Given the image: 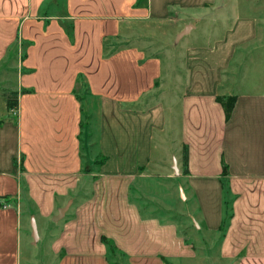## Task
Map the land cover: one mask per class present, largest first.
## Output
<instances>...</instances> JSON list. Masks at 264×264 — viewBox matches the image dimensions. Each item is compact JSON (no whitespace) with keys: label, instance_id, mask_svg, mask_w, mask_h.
I'll return each mask as SVG.
<instances>
[{"label":"crops","instance_id":"1","mask_svg":"<svg viewBox=\"0 0 264 264\" xmlns=\"http://www.w3.org/2000/svg\"><path fill=\"white\" fill-rule=\"evenodd\" d=\"M218 2L60 0L63 12L49 16L45 15L49 0H0V65L11 61L21 65L15 84L29 90L17 120L0 117V201L6 205L1 212L5 217H0V264H23L20 234L12 219L16 216L12 206L21 200V180L28 186L33 218L56 222L54 218L62 214L48 243L58 264H194L195 249L179 235L177 225L146 217L131 199L134 187L143 193L145 183L171 180L186 185L203 227L213 234L221 232L227 217L228 192L232 216L219 240V257L225 264H264V92L220 91L230 58L256 40L255 20L204 17L197 23H233L234 27L214 48H202L187 39L182 43L185 79L177 100L169 101L180 107L178 155L167 154L157 163L152 155L155 144L166 152L172 132L162 102L135 110L125 104L134 99L101 97L99 149L104 161L91 181L88 197L67 213L83 153L81 103L72 95L74 84L81 74L89 84H98L101 63L108 65L109 81L120 58L129 77L124 84H134L135 66L139 81L148 83L160 75L157 59L131 62V57L139 60L144 54L128 44L120 53L108 51L104 56V39H114L121 27L122 41H129L126 25L173 24L176 16L206 14ZM188 26L189 31L196 27ZM223 95L237 97L228 120L216 101ZM2 97L7 108L6 96ZM184 146L186 175L181 162ZM23 153L25 171L17 167ZM154 165L162 168L151 169Z\"/></svg>","mask_w":264,"mask_h":264},{"label":"rangeland","instance_id":"2","mask_svg":"<svg viewBox=\"0 0 264 264\" xmlns=\"http://www.w3.org/2000/svg\"><path fill=\"white\" fill-rule=\"evenodd\" d=\"M62 1V0H61ZM146 0H141L145 4ZM219 1L217 8L211 9L206 14H193L176 16L173 24H161L159 22L139 21L126 25V36L128 39L122 41V29L119 28L118 36L114 39L107 38L103 41L104 56L108 51L112 55L120 53V50L128 44L130 48L141 51L144 56L138 60V56L131 57V62L143 63L148 58L159 60V77H153L148 83L139 81V71L134 68V84H124L129 79L123 70V61L117 60V70L114 78L106 80L109 68L106 63H101L103 72L102 78L98 79V84H89L84 74L74 84L72 95L81 103L82 118L79 123L80 140L82 144V154L80 156V172L75 176V186L71 192L73 203L67 210L71 213L74 207L88 197L91 188V181L99 171L104 159L99 149V101L103 95L114 98L134 101L125 103L127 107L135 110H145L153 104L162 102L165 112H167L168 126L171 133L168 134L169 141L166 144V152L154 145L153 158L155 163L161 158L167 159V154L178 155L179 142L177 133L179 132L178 114L180 113L179 103L172 104L169 101L177 100L179 92L185 79L183 69V44L185 39L191 43L202 45V48H214L217 41L221 40L226 32L234 27L233 23L227 25L211 24L209 21L200 22L201 18H218L230 16L239 17L243 20L257 21L256 40L244 45L229 60L226 71L223 74L222 93L235 92L236 94L248 93L249 91L264 92V0H216ZM60 0H49L45 15L52 16L53 13L61 14L63 5H59ZM51 4V7H50ZM211 7V6H209ZM203 13V12H202ZM193 24L196 26L188 30L186 36L182 38V30L185 26ZM71 27H67V32ZM70 33V32H69ZM68 33V34H69ZM247 33H245L246 35ZM71 35V33H70ZM129 42V43H128ZM152 56V57H151ZM107 58V57H105ZM19 59V56H18ZM17 59V61H19ZM0 65V117L6 119L7 116L17 120L20 116V106L24 97L29 92L22 84H15L17 74L20 72L18 63L11 61ZM130 76V75H129ZM142 76V75H141ZM144 80V79H143ZM17 106L12 110L5 108V100L2 96L15 97ZM123 107H125L123 105ZM172 111V113H171ZM7 114V115H6ZM26 153H23L17 167L25 171L24 161ZM16 168V167H15ZM16 168L15 172L19 169ZM162 168L158 165L151 166V169ZM150 169V168H149ZM159 171V170H157ZM74 183V181H73ZM183 188L184 191L180 189ZM145 192L140 193L135 187L131 191V199L140 208L146 217H155L162 222L173 223L178 227L179 235L188 244L193 245L197 261L194 264H225L219 257L220 233H209L201 223L197 205L189 200V191L184 183L178 184L175 181H164L163 183H145ZM183 192V193H182ZM188 197V200L185 198ZM19 204L14 203L13 209L16 212L15 218L18 232L21 239V259L23 264H58L59 260L51 254L48 243L62 221L58 219L53 222L43 220L39 217L33 218L34 213L30 210L28 202V186L24 180L20 183ZM0 217L6 205L0 201ZM11 218L7 215V219ZM6 220V219H5ZM35 228L40 235V241H33L32 231ZM43 237V238H42ZM121 262L119 261V264ZM169 264V263H168Z\"/></svg>","mask_w":264,"mask_h":264},{"label":"trees","instance_id":"3","mask_svg":"<svg viewBox=\"0 0 264 264\" xmlns=\"http://www.w3.org/2000/svg\"><path fill=\"white\" fill-rule=\"evenodd\" d=\"M15 97L11 98L10 96H6V107L7 110H12L15 106H17V99H16V94ZM237 97L234 95H229V96H217L216 97V101L218 103L221 104V106L224 109L225 112V116H226V120H228L230 118L231 112L235 106V102H236ZM3 120H0V124H2ZM181 162H182V173L184 175L188 174V150L187 147L184 146L183 151H182V158H181ZM230 204H231V200H230V195L227 192L226 193V200H225V205L227 208V217L225 218V220L223 221V223L221 224L219 230L221 232H224L227 223L229 221V219L231 218V210H230ZM103 241L106 244H109V248H111V250H113L114 248L110 245V242H108L105 238H103ZM168 264V263H165Z\"/></svg>","mask_w":264,"mask_h":264},{"label":"water","instance_id":"4","mask_svg":"<svg viewBox=\"0 0 264 264\" xmlns=\"http://www.w3.org/2000/svg\"><path fill=\"white\" fill-rule=\"evenodd\" d=\"M189 26L185 29V32H187V30H189ZM62 215V214H61ZM60 214H59V216H56L55 218H54V220H58V218L61 216ZM33 239H34V242H36L37 240H38V236H37V233H36V230L34 229L33 230Z\"/></svg>","mask_w":264,"mask_h":264}]
</instances>
